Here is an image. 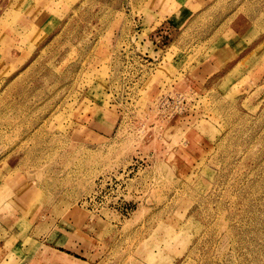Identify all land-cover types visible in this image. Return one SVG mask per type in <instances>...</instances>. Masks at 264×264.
<instances>
[{
	"label": "rangeland",
	"instance_id": "obj_1",
	"mask_svg": "<svg viewBox=\"0 0 264 264\" xmlns=\"http://www.w3.org/2000/svg\"><path fill=\"white\" fill-rule=\"evenodd\" d=\"M23 236L264 264V0H0L2 264Z\"/></svg>",
	"mask_w": 264,
	"mask_h": 264
},
{
	"label": "crops",
	"instance_id": "obj_2",
	"mask_svg": "<svg viewBox=\"0 0 264 264\" xmlns=\"http://www.w3.org/2000/svg\"><path fill=\"white\" fill-rule=\"evenodd\" d=\"M210 65L213 66V62ZM15 227L17 226L7 228L10 234H13ZM42 240L43 238L38 241L39 247L36 250H31L28 236H23L11 251L16 255L15 264H89L86 248L81 241H70V237L60 241L46 238L40 242ZM2 256H0V264H2ZM8 260L5 258L6 262Z\"/></svg>",
	"mask_w": 264,
	"mask_h": 264
},
{
	"label": "built area",
	"instance_id": "obj_3",
	"mask_svg": "<svg viewBox=\"0 0 264 264\" xmlns=\"http://www.w3.org/2000/svg\"><path fill=\"white\" fill-rule=\"evenodd\" d=\"M159 109L163 114H169V97H164L159 101Z\"/></svg>",
	"mask_w": 264,
	"mask_h": 264
}]
</instances>
